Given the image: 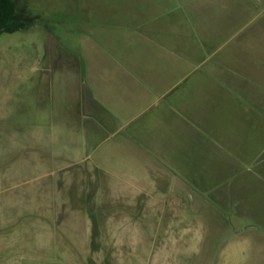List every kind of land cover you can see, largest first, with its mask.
I'll return each instance as SVG.
<instances>
[{
	"label": "rangeland",
	"instance_id": "rangeland-1",
	"mask_svg": "<svg viewBox=\"0 0 264 264\" xmlns=\"http://www.w3.org/2000/svg\"><path fill=\"white\" fill-rule=\"evenodd\" d=\"M16 1L26 28L0 34V217H14L5 223L13 227L5 229L4 238L19 240L15 262L264 264V223L253 213L255 207L236 205V189L228 188L238 183V175L224 176L220 183L218 167H191V187L175 175L173 190H155L124 167H110L108 174L83 173V159L75 157L77 143L51 141L54 127L44 107L55 100L56 79L46 62L47 45L55 40L59 50L60 41L80 42L82 32L91 33L83 24L93 27L94 13L109 17L131 0ZM220 1L132 0L133 7L145 8L128 14V21L169 47V37H176L178 55L191 53V74L210 70L217 76L211 77L214 85L224 76L230 87L243 79L248 85L261 83L264 0H226L227 7L218 5ZM204 2L205 19L213 28L196 29L191 4L200 9ZM69 47H64L68 55ZM202 75L198 82L203 85ZM10 113L13 127L5 117ZM13 128L19 138L12 142ZM229 160L233 166L235 159ZM252 161L262 165L264 153ZM228 199L227 208L216 204Z\"/></svg>",
	"mask_w": 264,
	"mask_h": 264
},
{
	"label": "crops",
	"instance_id": "crops-1",
	"mask_svg": "<svg viewBox=\"0 0 264 264\" xmlns=\"http://www.w3.org/2000/svg\"><path fill=\"white\" fill-rule=\"evenodd\" d=\"M126 3L123 11L110 12V18L94 13V26L82 25L91 33L84 30L80 42L60 41L56 50L55 40L46 41L50 51L46 62L56 79L55 100L44 107L54 127L51 141H75V157L83 159V173L108 174L113 172L110 167H124L155 190H173L177 175L191 187V167H218L220 183L224 176L238 175V183L228 186L230 191L236 189V205L255 207L253 213L264 223V163L256 167L252 161L264 153V77L258 84L253 80L248 85L243 79L230 87L227 76L214 85L212 78L217 76L210 70L191 74V53L184 58L178 55L176 37H169V47L145 29L138 32L128 14L145 7H133L132 0ZM218 5L227 7L228 2L221 0ZM200 7L191 4L192 24L196 29L213 28L204 16L207 3ZM222 12L228 13L227 8ZM63 46H70L73 53L68 55ZM200 73L206 81L203 85L198 82ZM5 117L12 120L8 125L15 126L13 113ZM13 129L12 142L19 138V131L16 138ZM229 159H235L233 166ZM227 201L216 204L227 208L232 200ZM13 220L0 217V264H17L19 240L4 238L5 229L13 227L5 223Z\"/></svg>",
	"mask_w": 264,
	"mask_h": 264
},
{
	"label": "trees",
	"instance_id": "trees-1",
	"mask_svg": "<svg viewBox=\"0 0 264 264\" xmlns=\"http://www.w3.org/2000/svg\"><path fill=\"white\" fill-rule=\"evenodd\" d=\"M26 28V20L16 0H0V34L13 33Z\"/></svg>",
	"mask_w": 264,
	"mask_h": 264
}]
</instances>
